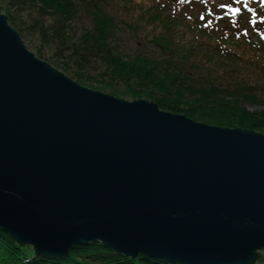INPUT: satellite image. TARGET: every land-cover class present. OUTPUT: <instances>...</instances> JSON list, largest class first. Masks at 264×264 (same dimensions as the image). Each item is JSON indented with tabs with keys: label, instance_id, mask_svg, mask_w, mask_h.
<instances>
[{
	"label": "water",
	"instance_id": "95a60500",
	"mask_svg": "<svg viewBox=\"0 0 264 264\" xmlns=\"http://www.w3.org/2000/svg\"><path fill=\"white\" fill-rule=\"evenodd\" d=\"M0 228L37 256L100 241L178 264L264 260V133L82 85L0 5Z\"/></svg>",
	"mask_w": 264,
	"mask_h": 264
},
{
	"label": "trees",
	"instance_id": "16d2710c",
	"mask_svg": "<svg viewBox=\"0 0 264 264\" xmlns=\"http://www.w3.org/2000/svg\"><path fill=\"white\" fill-rule=\"evenodd\" d=\"M1 1L22 38L26 30L39 37L42 46L35 47L36 55L78 83L120 98L149 99L195 121L264 133V109L248 108V104L264 105L260 101L264 85L253 80L256 71H264V41L255 45L234 21L223 22L207 13L174 19L157 0L144 14L122 24L133 33L140 23L157 24L162 31L146 38L158 54H129L118 42L120 24L107 0ZM29 10L36 15L26 27L18 12ZM259 31L263 32L261 25ZM44 47L53 53L47 54ZM256 47L259 53L254 54ZM0 264L178 263L144 255L127 257L100 241L78 244L62 259L46 258L0 228Z\"/></svg>",
	"mask_w": 264,
	"mask_h": 264
},
{
	"label": "rangeland",
	"instance_id": "374dc122",
	"mask_svg": "<svg viewBox=\"0 0 264 264\" xmlns=\"http://www.w3.org/2000/svg\"><path fill=\"white\" fill-rule=\"evenodd\" d=\"M153 2L156 3L157 0H107L108 9L115 16L117 24H120L119 27L121 30L119 32L120 34H118V42L126 53L132 54L141 52L158 54L154 44L147 40L148 37L162 31L157 24H150L146 27L143 23H140L141 25L137 26V30L134 33L122 24V21H131L132 18H137L138 15L144 14L145 9ZM160 2L164 4V13L170 15L174 19H181L184 16L192 17L195 14L197 15L194 17L198 18L201 14L207 13L211 18L217 17L223 22L234 21L233 24H237V28L245 32L247 31L248 37L251 38V42L255 43V45L264 41V0H253L252 3L246 2L245 0H160ZM0 5L3 13L8 16L4 9V3L1 0ZM234 8L239 9L236 15L230 11V9ZM15 11L17 12V10ZM18 14H21L27 25L26 27H29L32 23V16L36 15V12L29 10L21 13L18 12ZM259 25L263 27V32L261 33L259 31ZM76 26H78V24ZM184 29H188V27H184ZM25 34L26 36L23 37L25 44L36 54L35 47L42 46L39 37L36 34H31L29 30H26ZM258 49L260 48L256 47L254 54L256 52L259 53ZM44 52L51 55L53 50L44 47ZM249 54L252 55L253 51L249 52ZM253 76V80H255L258 85H264V71L258 70ZM260 101H264V91L260 92ZM248 108L252 111H260L264 109V105L261 103L248 104ZM261 251L264 252V250ZM257 263L264 264V260Z\"/></svg>",
	"mask_w": 264,
	"mask_h": 264
},
{
	"label": "snow or ice",
	"instance_id": "6c2138e0",
	"mask_svg": "<svg viewBox=\"0 0 264 264\" xmlns=\"http://www.w3.org/2000/svg\"><path fill=\"white\" fill-rule=\"evenodd\" d=\"M230 11L235 15V14H237L239 12V9L238 8H234V9H230Z\"/></svg>",
	"mask_w": 264,
	"mask_h": 264
}]
</instances>
